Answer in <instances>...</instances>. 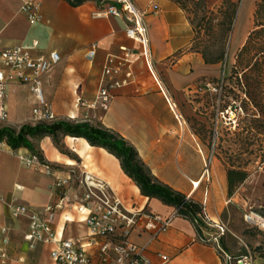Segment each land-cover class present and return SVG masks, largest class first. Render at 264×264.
<instances>
[{"label": "crops", "instance_id": "obj_1", "mask_svg": "<svg viewBox=\"0 0 264 264\" xmlns=\"http://www.w3.org/2000/svg\"><path fill=\"white\" fill-rule=\"evenodd\" d=\"M24 1L0 0V50L23 46L32 57L59 54V63L41 78L45 104L55 119L87 121L114 131L135 149L158 182L202 204L199 189L203 181L196 188L191 182L200 178L206 150L185 118L195 99L204 94L201 79L209 76L210 65L189 49L190 27L177 4L171 0H132L147 29L144 55L141 46L125 36V21L112 15H95L99 6L94 2L71 7L63 0H31L38 18L30 21L20 10ZM151 2L158 6L157 13L151 11ZM91 44L96 50L92 62H88L85 53ZM121 47L138 54L130 67L131 78L110 91L106 110L87 107L97 96L105 58L120 55ZM35 105L28 85L10 78L6 121L0 127L17 130L31 125ZM31 143L49 165L70 175V182L57 189L51 175L22 164L19 156L31 152L26 148L12 151L0 143V250L4 253L0 264H54L50 258L52 245L36 243L31 248L23 239L28 219L13 216V206L40 211L48 204L59 203L53 221L57 238L79 241L92 250L84 223L86 212L78 211L84 176L88 182L106 185L128 211L142 213L127 238L144 247L146 264H222L215 247L201 243L189 221L177 215L174 207L142 196L117 159L103 148L69 136L61 139L63 152L49 137ZM144 215L169 217L168 229L150 241L149 232L143 229Z\"/></svg>", "mask_w": 264, "mask_h": 264}, {"label": "rangeland", "instance_id": "obj_2", "mask_svg": "<svg viewBox=\"0 0 264 264\" xmlns=\"http://www.w3.org/2000/svg\"><path fill=\"white\" fill-rule=\"evenodd\" d=\"M171 1L189 24L190 50L199 54L197 51L207 46L210 55L224 48L223 60L208 66L209 76L201 79L204 94L195 99L185 118L206 150L209 179L203 180L199 189L203 198L207 191L205 211L211 221L224 227L220 245L229 255L234 259L248 255L251 264H264V229L243 219L254 213L264 220V67L242 70L245 64H264V50L237 59V52L254 30L255 5L261 0ZM232 9L231 29L224 37ZM228 169L246 173L230 196ZM211 221L201 226V234L207 238L216 233Z\"/></svg>", "mask_w": 264, "mask_h": 264}, {"label": "built area", "instance_id": "obj_3", "mask_svg": "<svg viewBox=\"0 0 264 264\" xmlns=\"http://www.w3.org/2000/svg\"><path fill=\"white\" fill-rule=\"evenodd\" d=\"M98 5L102 8H99L95 15H112L122 18L126 23L125 36L140 45L142 54L145 55L147 29L141 14L133 6L132 0H99ZM150 9L154 13L159 11L158 6L152 2ZM20 10L30 21L37 20L36 6L31 0L24 1ZM95 50L94 44L89 45L85 53V59L88 62H92ZM120 51V55H108L105 58L97 96L87 107H99L106 110L112 97L110 91L127 84L131 78L130 67L138 58V54L126 47H121ZM59 61L60 56L56 52H50L45 57H32L29 49L23 46L0 50V123L6 121V87L10 78L28 85L30 92L36 99V105L31 111L32 121L35 124L56 120L50 107L45 104L41 78ZM211 90L212 92L217 91L215 88H211ZM78 102L80 105H85L80 100ZM19 159L26 167L39 168L45 174L51 175L54 180L53 185L57 189L68 186L70 175L61 174L58 168L49 165L41 155L29 153L19 156ZM208 179L209 169L207 163L204 162L199 180L191 182V185L196 188L201 181ZM81 183L83 190L79 197L78 211L86 212L84 223L91 238L92 250L88 251L85 245L79 241L57 238L53 229V221L55 209L60 207L59 203L48 204L40 211H30L24 206L11 208L13 216H26L28 219V229L23 239L29 247L33 248L36 243L52 245L50 258L54 264H146L143 257L144 247L136 245L127 238L131 229L139 223L142 213L128 211L120 198L102 183L88 182L85 176ZM206 196L207 191L204 192L202 210L198 215V218L204 223L211 221L204 207ZM174 211L176 213L177 208H174ZM144 218L143 229L149 232L150 241L157 239L169 227V217L144 215ZM243 219L246 223L264 229V220L254 213L245 214ZM211 222L216 233L208 238L201 235L199 241L204 244L210 242L217 251H220L222 264H251V258L248 255L234 259L221 250L219 239L224 233V227ZM194 223L197 224V221ZM2 257H4V253L0 250V258Z\"/></svg>", "mask_w": 264, "mask_h": 264}, {"label": "trees", "instance_id": "obj_4", "mask_svg": "<svg viewBox=\"0 0 264 264\" xmlns=\"http://www.w3.org/2000/svg\"><path fill=\"white\" fill-rule=\"evenodd\" d=\"M71 7H77L85 2H94L98 5L99 0H63ZM99 6V5H98ZM99 8H102L100 6ZM234 9L228 14V25L224 37L230 32ZM254 30H252L245 41L244 46L237 52V59L248 56L250 53L263 52L264 50V0L255 5L253 14ZM223 46L219 50L208 53V47L203 46L199 52L203 62L208 65L216 64L223 60ZM252 67L245 64L242 70L254 71L261 70L264 64ZM257 66V67H256ZM259 67V68H258ZM64 136L83 138L90 146L103 148L106 152L114 156L123 171L129 177L139 193L148 199H157L161 203L177 208L176 214L189 221L194 227L195 232L201 236L202 221L198 218L201 213V204L193 201L190 197L170 187L158 182L149 172L148 168L141 162L137 152L117 133L98 124L87 121L71 122L67 120H54L52 122H39L34 125H22L17 130L10 127H0V142H4L12 151L19 148H26L31 153H37L31 140L41 137H49L53 146L63 152L61 139ZM38 154V153H37ZM246 177L244 171L228 169L226 171V189L230 196L235 186L242 182ZM197 221V224L194 222ZM212 245L210 242H206ZM221 250L226 252L220 245ZM220 256V251H217ZM228 253V252H226Z\"/></svg>", "mask_w": 264, "mask_h": 264}]
</instances>
